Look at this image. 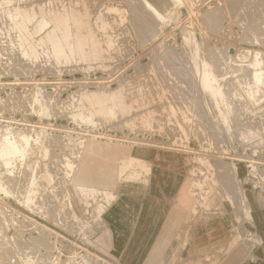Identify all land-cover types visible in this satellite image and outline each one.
<instances>
[{
	"label": "rangeland",
	"instance_id": "obj_1",
	"mask_svg": "<svg viewBox=\"0 0 264 264\" xmlns=\"http://www.w3.org/2000/svg\"><path fill=\"white\" fill-rule=\"evenodd\" d=\"M149 1L172 15L144 0H0V128L36 136L24 157L37 170L30 181L17 164L13 194H0V238L12 244L1 264H66L74 254L78 264L86 255L93 264H225L253 249L250 206L256 196L264 203V88L254 79L264 77V0ZM15 9L39 17L26 30L35 38L24 35L31 45L10 26ZM63 13L80 25L57 26ZM67 34L54 56L49 37ZM38 90L49 119L32 109ZM45 163L51 183L40 176ZM28 186L39 193L30 198ZM225 213L231 231L212 242L207 223L218 231Z\"/></svg>",
	"mask_w": 264,
	"mask_h": 264
},
{
	"label": "bare ground",
	"instance_id": "obj_2",
	"mask_svg": "<svg viewBox=\"0 0 264 264\" xmlns=\"http://www.w3.org/2000/svg\"><path fill=\"white\" fill-rule=\"evenodd\" d=\"M32 1V0H31ZM63 1V0H62ZM145 1V4H146V7H148L152 12H154V14H156L158 17H164L165 15H172V13L167 9L166 11H163L162 10V8H160L159 6H157L155 3H153V2H151V1H149V0H144ZM177 1H181V0H177ZM16 7V6H15ZM30 7V6H29ZM11 9V8H10ZM19 9V8H18ZM18 9H15L16 10V12L14 11V10H12V15H13V12L15 13V15H13V18H11V15H9V12H8V14H5V15H9V19H13V20H15L16 22H15V24H13V25H10V26H12V27H15V25L19 28V30L21 31V33H20V35H17V37L18 36H20L21 38L23 37L24 38V35H25V38H27L28 36H29V34L31 35V33H29L28 34V36H27V31H29L28 29L29 28H27V26L29 25L28 23H33V21H36L37 19L35 18V16H34V18L33 17H31L30 15H29V13H27V12H25V13H21ZM2 10V9H1ZM4 10V9H3ZM2 10V11H3ZM5 10H7L6 8H5ZM18 10V11H17ZM11 11V10H10ZM46 11V10H45ZM6 12V11H5ZM6 12V13H7ZM4 13V12H3ZM2 13V15H4ZM49 13V12H48ZM1 14V13H0ZM218 14V13H217ZM1 18V17H0ZM8 18V17H7ZM42 18V17H41ZM41 18H40V20H41ZM34 19H36V20H34ZM43 19V18H42ZM5 20H6V17H5ZM10 20V21H11ZM44 20H45V18H44ZM46 21H47V19H46ZM39 22V21H37L36 22V24H35V29H34V31L37 33V31L36 30H39L40 31V29H42V27H45V26H48L50 23H52V21L51 22ZM54 21V20H53ZM72 21L74 22V23H79L77 20H74L73 18H70L67 14H65V13H63V15H59L58 17H55V21H54V23L57 25V26H69L70 25V23H72ZM3 22H4V19H3ZM11 22H13V21H11ZM9 23V22H8ZM14 23V22H13ZM11 24V23H10ZM6 25H7V23H6ZM5 25V26H6ZM79 25H80V23H79ZM34 26V25H33ZM51 26V25H50ZM7 27H9V26H7ZM31 28V27H30ZM3 29V28H2ZM5 29H7L6 27H5ZM9 29V28H8ZM8 29H7V32H8ZM11 29V28H10ZM16 29V30H15ZM44 29V28H43ZM42 29V30H43ZM1 30V29H0ZM12 30H15V31H17L18 29L17 28H14V29H12ZM27 30V31H26ZM31 30V29H30ZM41 30V31H42ZM53 30V29H52ZM6 31V30H5ZM38 31V32H39ZM83 31V30H82ZM6 32V33H7ZM10 32H11V30H10ZM14 32V31H13ZM23 32V33H22ZM44 32V31H43ZM9 33V32H8ZM8 33H7V35H8ZM16 32H14V34H15ZM19 33V32H18ZM39 34H41V32H39L38 33V35ZM37 35V36H38ZM69 35L70 34H67V35H65L66 37H63V35H61V36H58V35H55V36H50L49 37V46H51V50H52V53H53V55L55 56V55H57L56 57H59V55L61 56V54H63V51H64V47L62 46V44H63V42H65L66 40V38H67V36L69 37ZM27 36V37H26ZM13 37H15L16 38V34H15V36H13ZM20 37H18L19 38V40H20ZM29 37H31V36H29ZM32 37H34V36H32ZM31 37V38H32ZM2 38V37H1ZM9 39L10 38H12V36L10 37V34H9V37H8ZM21 39V40H23V42H25V40H27V39ZM35 38V37H34ZM11 40V39H10ZM13 40V39H12ZM11 40V41H12ZM18 40V42H21V41H19ZM28 40H30V39H28ZM27 40V41H28ZM74 40V39H73ZM13 41H15V39L13 40ZM30 41H28V44L29 45H31L30 43H29ZM51 42V43H50ZM70 42V41H69ZM4 43V42H3ZM12 43V42H11ZM13 43H15V42H13ZM13 43H12V45H13ZM20 44H22V43H20ZM26 44V43H25ZM19 45V44H18ZM33 45H35V44H33ZM70 45V44H69ZM15 46V45H14ZM26 46V45H25ZM27 47V46H26ZM31 48H33L32 46H30ZM36 47V46H35ZM35 47L33 48L34 50H35ZM28 48H29V46H28ZM22 49H24V47L22 46ZM22 49H21V47H20V50L22 51ZM27 49V48H26ZM25 49V50H26ZM33 49H31V50H33ZM37 49V48H36ZM28 50V49H27ZM30 50V49H29ZM30 50V51H31ZM33 50V52H35ZM9 51V50H8ZM66 51V50H65ZM88 51V50H87ZM25 52V51H24ZM24 52H22V53H24ZM28 52V51H27ZM28 54H29V52H28ZM27 53H26V55L27 56H30V55H28ZM30 54H33L32 52L30 53ZM74 54V53H73ZM33 56H34V54H33ZM48 59V58H47ZM259 60V59H258ZM213 61V60H212ZM206 62V61H205ZM209 62V61H208ZM258 63V62H257ZM214 64V63H213ZM264 64V63H263ZM211 65V64H210ZM25 67V66H24ZM225 67V66H224ZM46 69V68H45ZM81 69V68H80ZM240 69V68H239ZM260 69V68H259ZM258 69V70H259ZM229 70V69H228ZM209 71V70H208ZM262 71V70H261ZM15 72V71H14ZM207 72V71H206ZM218 74V73H217ZM243 74V73H242ZM237 75V74H236ZM218 76H219V74H218ZM239 76V75H238ZM255 81H256V83H259V86H262L261 88H264V77L263 78H261L260 76L258 77V75H255ZM261 79V80H260ZM222 80V79H221ZM260 80V81H259ZM205 81V80H204ZM214 81V80H213ZM212 81V82H213ZM259 81V82H258ZM251 83V82H250ZM249 83V84H250ZM255 83V84H256ZM35 85V84H34ZM211 85V84H210ZM210 85H209V87H210ZM55 86V85H54ZM58 87V86H57ZM207 87H208V85H207ZM213 87V86H212ZM239 87V86H238ZM258 87V86H257ZM56 88V87H55ZM211 88V87H210ZM260 88V89H261ZM247 89V88H246ZM34 90V89H33ZM57 90V89H56ZM251 90V89H250ZM252 92V91H251ZM256 92V91H255ZM31 93V92H30ZM231 93V92H230ZM254 93V92H253ZM25 94V93H24ZM27 94V93H26ZM33 94V93H32ZM35 94H36V92H35ZM34 94V95H35ZM225 94V93H224ZM23 95V94H22ZM46 95V94H45ZM45 95H44V97H43V95H41V93H39V90L37 91V94L35 95V97H34V101H33V103H35V106H33L34 108H32V109H37L38 110V113L40 114L39 116L41 117H44V118H50L51 116H53V115H51V113H52V111H51V104H49V102L48 101H50V100H48V101H46L45 100ZM246 95V94H245ZM14 96V95H13ZM226 96V95H225ZM31 97H32V95H31ZM111 97V96H110ZM258 97V96H257ZM54 98V97H53ZM226 98V97H225ZM245 98V97H244ZM252 98V97H251ZM6 99V98H5ZM31 100H32V98H30ZM3 100V99H2ZM25 100V99H24ZM28 100H29V98H28ZM229 100V99H228ZM4 101V100H3ZM10 101V100H9ZM30 101V100H29ZM230 101V100H229ZM260 101V100H259ZM263 101V100H262ZM1 102V101H0ZM27 102V101H26ZM56 102V101H55ZM3 103V102H2ZM4 103H5V101H4ZM30 103H31V101H30ZM51 103V102H50ZM65 103V102H64ZM248 103V102H247ZM55 104V103H54ZM106 104V103H105ZM217 104V103H216ZM231 104V103H230ZM6 105V104H5ZM30 105V104H29ZM34 105V104H33ZM51 105V106H50ZM71 105V104H70ZM108 105V104H107ZM225 105H227V104H225ZM261 105V104H260ZM230 106V105H229ZM252 106V105H251ZM32 107V106H31ZM36 107V108H35ZM57 107V106H56ZM74 107V106H73ZM232 107V106H231ZM1 108H3V107H1ZM230 108V107H229ZM54 109V108H53ZM77 109V108H76ZM234 109V108H233ZM34 110V111H35ZM67 110V109H66ZM31 111V110H30ZM54 111V110H53ZM56 111V110H55ZM80 111V110H79ZM113 111H114V109H113ZM229 111H231L230 109H229ZM232 113H234L233 112V110H232ZM229 114V113H228ZM55 115V114H54ZM227 115V114H226ZM230 115H233V114H230ZM228 116V115H227ZM226 116V117H227ZM93 117V116H92ZM231 117V116H230ZM243 117V116H242ZM82 118V117H81ZM84 118V117H83ZM224 118V117H223ZM71 119V118H70ZM229 120V119H228ZM14 121V120H13ZM40 121H41V118H40ZM79 121V120H78ZM225 121V120H224ZM49 123V122H48ZM79 123V122H78ZM227 123V122H226ZM32 124V123H31ZM44 124V123H43ZM45 124H46V122H45ZM86 124V123H85ZM94 124V123H93ZM4 125V124H3ZM8 125V124H7ZM0 127H1V125H0ZM11 127V126H10ZM3 128H4V126H3ZM13 128V127H12ZM12 128L10 129L8 126H7V128H5V129H2L1 130V128H0V194H3V195H5V196H9V194H11L12 193V191H11V189L12 188H10V186H11V183L12 182H15L16 180H17V176H16V180H15V178H13V179H11L9 176H12L13 175V173H15L14 172V169H15V167L17 166V164H18V166H20L24 171H21L22 172V174H21V176H23V175H26L27 176V178L26 179H30V181H32L33 179H32V177H33V175L35 174L34 172H35V170H36V168H34L33 167V169H32V167H31V173L29 172L30 170H29V166L27 165L26 166V164H29V162L31 163L32 161L30 160V161H27L25 158L26 157H24L25 155H26V152L28 151V148H29V145H31L30 144V140L31 139H33L34 137H36L35 135H32V134H28V133H26V132H24V131H22V130H12ZM46 128V127H45ZM41 130V129H40ZM43 130V129H42ZM41 130V132H44V130L42 131ZM236 130V129H235ZM248 131V130H247ZM240 132V131H239ZM46 133V132H45ZM43 134V133H42ZM40 135V134H39ZM42 136V135H41ZM40 136V137H41ZM47 136V135H46ZM54 136V135H53ZM54 138V137H53ZM38 139H39V137H38ZM41 139V138H40ZM48 139H46L45 141H47ZM242 140V139H241ZM39 141V140H38ZM31 142H33V141H31ZM51 143V142H50ZM36 144V143H35ZM53 144V143H52ZM33 146H34V144H32ZM60 145V144H59ZM258 145V144H257ZM36 146V145H35ZM47 146H48V144H47ZM47 146H46V143H45V145L43 146V151H44V155L45 156H47V154L49 153L48 152V149H47ZM31 148V147H30ZM38 148H40V147H38ZM33 149V148H32ZM35 149V148H34ZM39 150V149H38ZM32 153V152H31ZM37 154V153H36ZM41 154V153H40ZM33 156V155H32ZM23 157V158H22ZM28 158V157H27ZM32 159V158H31ZM35 159V158H34ZM35 161V160H34ZM63 162V161H62ZM35 163V162H34ZM46 165H45V170L43 171V172H40V176H41V178H42V181L44 180L45 182H47V183H51L53 180H55L54 179V177H53V175H52V173L50 172V168L48 169V163H45ZM21 165H24V166H21ZM30 165V164H29ZM33 164H31V166H32ZM35 167L37 166V164H35L34 165ZM72 165H69V167H71ZM126 166V165H125ZM2 167H4V169L5 170H3L2 169ZM73 169H74V167H72ZM118 168V167H117ZM17 169V168H16ZM15 169V170H16ZM20 169V168H19ZM37 169H38V167H37ZM69 169H71V168H69ZM68 169V170H69ZM17 171H19V170H16V172ZM57 171V170H56ZM70 171V170H69ZM88 171L89 172H91V170L90 169H88ZM20 172V171H19ZM36 172H37V170H36ZM18 173V172H17ZM33 174V175H32ZM37 174H39V173H37ZM118 174V173H117ZM121 174V173H120ZM7 175H8V177H7ZM16 175V174H15ZM36 175V174H35ZM95 175V174H94ZM19 176V175H18ZM96 176V175H95ZM118 176V175H117ZM116 176V177H117ZM13 177H14V175H13ZM25 177V176H24ZM36 177H38L39 178V175H37ZM97 177H98V175H97ZM103 177V176H102ZM34 178H35V176H34ZM111 178H112V176H111ZM98 179V178H97ZM107 179V178H106ZM114 179V178H113ZM15 180V181H14ZM24 180V179H23ZM35 180H36V178H35ZM119 180H120V177H119ZM122 180V179H121ZM22 181V180H21ZM29 181V180H28ZM39 181H41V180H39ZM93 181V180H92ZM17 182V181H16ZM24 182V181H23ZM35 182H38V179H37V181H34V183ZM74 182H75V180H74ZM25 184L26 183H28L29 185H31V184H33V183H31L30 184V182H24ZM40 183V182H39ZM59 183V182H58ZM108 183V182H107ZM15 184V183H14ZM24 184V185H25ZM40 184H43L42 182L40 183ZM93 184H95V183H93ZM17 185V184H16ZM16 185H14L15 186V188H16ZM18 185H19V180H18ZM23 185V186H24ZM35 185H36V183H35ZM34 184H33V186H35ZM85 185V184H84ZM83 184H78V186H84ZM36 186H39L38 185V183H37V185ZM111 186V185H110ZM11 187H13V186H11ZM19 187V186H18ZM18 187H17V190H18ZM26 187V186H25ZM29 187V186H28ZM45 187V186H44ZM75 187V186H74ZM14 188V187H13ZM32 188V187H31ZM30 187H29V189L27 188V193H28V191H30V198H31V193H33L35 190H36V188L33 190V191H31L32 189H31ZM24 189V188H23ZM31 189V190H30ZM38 189V188H37ZM46 189V188H45ZM87 189H89V187L87 188ZM13 190V189H12ZM16 190V189H15ZM19 190H20V188H19ZM77 190V189H76ZM94 190V189H93ZM92 190V191H93ZM100 190V189H99ZM22 191V190H21ZM39 191V190H38ZM37 190H36V192H38ZM86 191V190H85ZM88 191V190H87ZM17 192V191H16ZM89 192H90V190H89ZM19 193V192H18ZM23 193V192H22ZM35 193V192H34ZM39 193V192H38ZM102 193V192H101ZM13 194V193H12ZM47 194V193H46ZM98 194V193H97ZM22 195H24V193L22 194ZM28 195V196H29ZM62 195V194H61ZM1 196V195H0ZM25 196H26V194H25ZM27 196V199H26V202H33L32 201V199H30L29 197ZM33 196H35V194L33 195ZM32 196V197H33ZM25 198V197H24ZM35 198V197H34ZM33 198V199H34ZM241 198V197H240ZM36 199V198H35ZM34 199V200H35ZM36 201V200H35ZM39 203V202H38ZM67 203V202H66ZM242 203V202H241ZM248 205V204H247ZM4 206V205H3ZM29 206V205H28ZM36 207V206H35ZM25 208V207H24ZM4 209V208H3ZM44 209V208H43ZM68 209V208H67ZM247 210V209H246ZM16 211V210H15ZM17 212V211H16ZM1 213V212H0ZM5 213V212H4ZM3 213V214H4ZM102 213H103V206H102V210L98 213V215H96L98 218H101L102 219ZM2 214V215H3ZM62 214V213H61ZM5 215H7L6 213H5ZM4 215V216H5ZM11 215V214H10ZM79 215V214H78ZM3 217V216H2ZM7 217H8V215H7ZM4 218H6V216L4 217ZM96 218V217H95ZM1 219V218H0ZM8 219V218H7ZM6 219V220H7ZM3 220V219H2ZM18 220V219H17ZM65 220V219H64ZM15 221V220H14ZM1 222V221H0ZM28 222V221H27ZM2 223V222H1ZM19 223V222H18ZM26 223V222H25ZM3 224V223H2ZM20 225V224H19ZM64 225V224H63ZM62 225V226H63ZM4 226V225H3ZM6 227V226H5ZM45 227H47V226H45ZM77 228V227H76ZM2 229L3 228H1V231H2ZM5 229V228H4ZM50 229V228H49ZM68 229V228H67ZM6 230V229H5ZM5 230H4V232L3 233H5ZM45 230V229H44ZM44 230L42 231V230H40V231H42V232H44ZM47 230V229H46ZM65 230V229H64ZM71 230V229H70ZM39 231V232H40ZM69 232V231H68ZM86 232V231H85ZM2 232L0 233V234H3ZM50 233H52V230H51V232ZM22 234V233H21ZM93 234V233H92ZM38 235H40V233L38 234ZM44 235H45V233H44ZM58 235V234H57ZM5 236V235H4ZM4 236H2L1 235V237H4ZM15 236V235H14ZM22 236V235H21ZM41 236V235H40ZM38 238V242L39 243H41V242H43L44 240H45V236H42V237H39V236H37ZM47 238H49L48 236H46ZM8 238V237H7ZM14 238V237H13ZM33 238V237H32ZM60 238H61V236H60ZM9 239V238H8ZM30 239V238H29ZM34 239H36V238H34ZM65 239V238H64ZM14 241H15V239H13ZM30 240H32V239H30ZM49 240V239H48ZM13 241V242H14ZM18 241H20V240H17V242ZM22 241V240H21ZM37 241V240H36ZM16 242V243H17ZM22 242H26V241H22ZM29 243H30V241H28ZM32 242V241H31ZM33 242H34V240H33ZM15 243V242H14ZM44 243V242H43ZM46 243V242H45ZM47 243H48V241H47ZM18 244V243H17ZM25 244V243H24ZM23 244V245H24ZM35 244V243H34ZM42 244V243H41ZM40 244V245H41ZM12 244L10 243V241L9 240H6L5 238H0V256L1 255H4V254H7V255H10V252H11V248H12V246H11ZM14 245V244H13ZM19 245H21V244H19ZM28 245H30V246H32L31 244H28ZM49 245H50V242H49ZM48 245V246H49ZM22 246V245H21ZM39 246V245H38ZM46 246H47V244H46ZM45 246V247H46ZM23 247H25V246H23ZM34 247V246H33ZM50 247V246H49ZM19 248H21V247H19ZM26 248H28V247H26ZM25 248V249H26ZM31 248V247H30ZM48 248V247H47ZM32 249V248H31ZM35 249H36V247H35ZM51 250H52V248H50ZM86 249V248H85ZM84 249V250H85ZM14 250H16V249H14ZM18 250V249H17ZM21 250V249H20ZM33 250V249H32ZM45 250H47V249H45ZM64 250V249H63ZM25 251V250H24ZM23 251V252H24ZM27 251H28V249H27ZM37 251V250H36ZM35 251V252H36ZM18 252V251H17ZM46 252V251H45ZM44 252V253H45ZM21 253H22V251H21ZM28 253V252H27ZM29 253H31V250L29 251ZM34 252H32L31 254H33ZM48 252H46V254H47ZM30 254V255H31ZM15 255V254H14ZM14 255H12V257L14 256ZM18 255H19V253H18ZM24 255V254H23ZM22 255V256H23ZM27 255V254H26ZM50 255V254H49ZM91 254H89V256H90ZM36 256V255H35ZM35 256L33 257L34 259H37V257H38V255H37V257L35 258ZM77 256H78V254H74V256H71L70 257V259L68 260V261H65V263L66 264H78V262H77ZM87 256V255H86ZM86 256H82L81 257V261H82V264H93V262L91 263L90 262V259H89V257H86ZM1 257H3V256H1ZM10 257V256H9ZM17 257V256H16ZM19 257V256H18ZM18 257L17 258H15V259H17L18 260ZM25 256H23V258H24ZM50 257V256H49ZM4 258V257H3ZM28 258V257H27ZM29 258H30V256H29ZM41 258V257H40ZM52 258V256L50 257V259ZM67 258V257H66ZM10 259H12L13 260V258H10ZM31 259V258H30ZM48 259V258H47ZM47 259H46V261H47ZM61 259V258H60ZM7 260V259H6ZM38 260V262H39V259H37ZM43 260V259H42ZM44 260H45V258H44ZM43 260V262H45ZM53 260H55V259H53ZM34 261H36V260H34ZM33 260H32V263H31V261H30V264H37V263H35ZM51 261V260H50ZM50 261H49V263H50ZM14 262H17V261H14ZM40 262H41V259H40ZM95 262V261H94ZM2 262H1V259H0V264H1ZM48 263V262H47ZM46 263V264H47ZM111 263V262H110ZM16 264V263H15ZM19 264H21L20 262H19ZM27 264V263H26ZM40 264V263H39ZM42 264H44V263H42ZM50 264H60L59 262H54V261H52V263H50ZM94 264H98V263H94Z\"/></svg>",
	"mask_w": 264,
	"mask_h": 264
},
{
	"label": "crops",
	"instance_id": "obj_3",
	"mask_svg": "<svg viewBox=\"0 0 264 264\" xmlns=\"http://www.w3.org/2000/svg\"><path fill=\"white\" fill-rule=\"evenodd\" d=\"M183 182V181H181ZM180 187V186H179ZM259 197H255L252 201V204L250 206L251 209V217H252V222L250 224L251 227V231L254 235V247L252 250H244L241 249L239 251V257H241L240 262L236 261V260H226L225 264H228L227 261H229V264H264V203H261V201L259 200ZM151 204V203H149ZM226 212V210H225ZM227 214V215H226ZM168 218V216H167ZM164 221V225L161 228V231L163 232V234L166 232L167 228L166 223H167V219ZM215 219V218H214ZM217 219V218H216ZM223 224L224 225H220L218 227V231H216L212 225L216 224V221H210L209 223H207L208 225V230H212L213 234H209L208 236H212L213 240H211L212 242L216 241L215 236H219L221 233L226 236L227 232L231 231V227L233 225V220L231 218V216L228 213H225L223 215ZM200 224V223H199ZM193 225L192 227V243L193 245H196V232H199V228L200 225ZM165 228V229H164ZM162 234V233H161ZM223 236V237H224ZM199 239V237H198ZM199 242V240H198ZM210 240H208V245H211V243H209ZM226 242V238H224V243ZM212 249V248H211ZM249 249V248H248ZM237 253V251H236ZM235 253V254H236Z\"/></svg>",
	"mask_w": 264,
	"mask_h": 264
}]
</instances>
